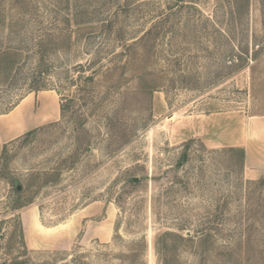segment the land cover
<instances>
[{
  "label": "rangeland",
  "instance_id": "rangeland-1",
  "mask_svg": "<svg viewBox=\"0 0 264 264\" xmlns=\"http://www.w3.org/2000/svg\"><path fill=\"white\" fill-rule=\"evenodd\" d=\"M0 21V264H264V0H0Z\"/></svg>",
  "mask_w": 264,
  "mask_h": 264
},
{
  "label": "trees",
  "instance_id": "trees-1",
  "mask_svg": "<svg viewBox=\"0 0 264 264\" xmlns=\"http://www.w3.org/2000/svg\"><path fill=\"white\" fill-rule=\"evenodd\" d=\"M119 10L122 11V6H119ZM125 11V10H124ZM2 22L0 21V24ZM13 23V21H12ZM19 50H17L16 48H8L5 50L6 53H18ZM43 55H45V53H43ZM4 64H0V78L5 77L6 80L4 81V83H9V85L13 82H16V76H17V69H19L18 67L20 66V64H12L10 66H6L4 67L3 66ZM10 81V82H9ZM1 81H0V86H1ZM12 85V84H11ZM18 90H23V91H28V92H34V91H40V90H46V86L45 85H41L38 81V79L33 75V77L29 78V77H26V78H23L22 79V82L19 83V87H17ZM24 97H22L20 99V101L23 99ZM19 104V102H17V104H14L12 105L10 108L6 109V111H12L13 108H15L17 105ZM8 153V146L4 148L3 150V159L6 158V154ZM4 163L3 165H1V169L0 171L3 170L4 168ZM18 194H20V192H18ZM165 236H176V237H179V235L175 234V233H171V232H167L165 233ZM146 251V249H144ZM82 258H76V257H73V261L71 262V264H76V263H79V264H88L86 263L85 261L81 260Z\"/></svg>",
  "mask_w": 264,
  "mask_h": 264
},
{
  "label": "crops",
  "instance_id": "crops-1",
  "mask_svg": "<svg viewBox=\"0 0 264 264\" xmlns=\"http://www.w3.org/2000/svg\"><path fill=\"white\" fill-rule=\"evenodd\" d=\"M40 111H42V110L40 109ZM42 112H41V114L40 113L38 114L39 119H37V118L35 119V118L31 117V119H29V121H28V124H30L31 126H34L36 124L35 126H37V125L42 124L46 121L57 120L59 117L58 111H55L54 113H49L48 111L43 112V113ZM253 124H254L253 127H255V129L259 128L258 130H260V131L258 133L257 132L254 133V137L251 133L249 134L251 136L249 138L253 137L251 141L249 139L250 143H264V121H253ZM257 137H259V139H257Z\"/></svg>",
  "mask_w": 264,
  "mask_h": 264
},
{
  "label": "water",
  "instance_id": "water-1",
  "mask_svg": "<svg viewBox=\"0 0 264 264\" xmlns=\"http://www.w3.org/2000/svg\"><path fill=\"white\" fill-rule=\"evenodd\" d=\"M19 189H20V187H19Z\"/></svg>",
  "mask_w": 264,
  "mask_h": 264
}]
</instances>
